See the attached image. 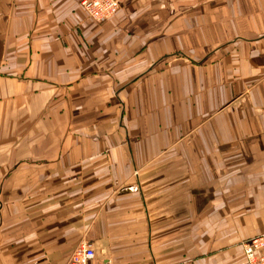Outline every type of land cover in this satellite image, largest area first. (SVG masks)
I'll use <instances>...</instances> for the list:
<instances>
[{
  "label": "crops",
  "instance_id": "0c3cea01",
  "mask_svg": "<svg viewBox=\"0 0 264 264\" xmlns=\"http://www.w3.org/2000/svg\"><path fill=\"white\" fill-rule=\"evenodd\" d=\"M0 0V264H244L264 233V0Z\"/></svg>",
  "mask_w": 264,
  "mask_h": 264
},
{
  "label": "built area",
  "instance_id": "2783aa9c",
  "mask_svg": "<svg viewBox=\"0 0 264 264\" xmlns=\"http://www.w3.org/2000/svg\"><path fill=\"white\" fill-rule=\"evenodd\" d=\"M81 6L88 19L100 24L114 17L119 11L120 0H84ZM240 246L244 264H264V233L243 240ZM94 260L93 245L80 243L72 250L66 264H92Z\"/></svg>",
  "mask_w": 264,
  "mask_h": 264
}]
</instances>
